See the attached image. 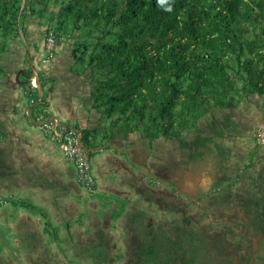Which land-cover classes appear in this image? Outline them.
Segmentation results:
<instances>
[{
	"label": "trees",
	"instance_id": "1",
	"mask_svg": "<svg viewBox=\"0 0 264 264\" xmlns=\"http://www.w3.org/2000/svg\"><path fill=\"white\" fill-rule=\"evenodd\" d=\"M34 19L44 26V46L51 32L55 37L39 65L52 61L58 44L70 41L76 65L81 63L88 76L90 101L107 120L104 136L81 131L87 148L101 135L110 138L107 131L119 125L143 132L151 142L175 140L187 161V138L204 117L236 111L244 100L264 96V0H166L163 5L158 0H0V83L6 80V54L26 37ZM35 69L39 81L43 78L33 64L25 73L29 83ZM27 88L32 95L27 113L38 127L50 119L44 116L48 104L38 87ZM228 117L223 123L229 135L241 138L235 134H244L247 126ZM258 126L252 133L256 144ZM223 127L210 137H223Z\"/></svg>",
	"mask_w": 264,
	"mask_h": 264
},
{
	"label": "crops",
	"instance_id": "2",
	"mask_svg": "<svg viewBox=\"0 0 264 264\" xmlns=\"http://www.w3.org/2000/svg\"><path fill=\"white\" fill-rule=\"evenodd\" d=\"M28 33L25 42L14 43L6 54V80L0 83V264L40 263L65 255L87 262V256L71 251L74 240L93 247L91 254L104 260L106 250L94 242L138 238L133 228L144 208L147 164L170 179L172 173L163 167L182 159L185 151L175 140L151 142L143 132H128L119 125L107 131L110 138L101 140L104 119L90 101L88 76L76 67L70 41L60 43L51 62L37 65L43 70L38 91L48 104L44 116L58 117L79 132L102 133L91 158L97 186L89 194L78 182L76 166L27 113L32 95L21 85L26 82L20 81L21 75L44 54L36 50L32 31ZM228 116L245 125L257 117L264 120V96L254 95L236 111L211 113L199 122L203 136L224 125L223 137L206 138L214 153L216 146L232 144L223 123Z\"/></svg>",
	"mask_w": 264,
	"mask_h": 264
},
{
	"label": "flooded vegetation",
	"instance_id": "3",
	"mask_svg": "<svg viewBox=\"0 0 264 264\" xmlns=\"http://www.w3.org/2000/svg\"><path fill=\"white\" fill-rule=\"evenodd\" d=\"M260 121L247 122L245 133L235 134L242 143L232 137L217 155L207 147L210 134L190 133L187 161L178 157L163 167L170 179L147 164L149 177H158L145 182L153 215L141 211L133 228L138 238L112 242L104 260L31 264H264V146L252 136Z\"/></svg>",
	"mask_w": 264,
	"mask_h": 264
},
{
	"label": "built area",
	"instance_id": "4",
	"mask_svg": "<svg viewBox=\"0 0 264 264\" xmlns=\"http://www.w3.org/2000/svg\"><path fill=\"white\" fill-rule=\"evenodd\" d=\"M55 46V37L52 32L47 38L48 50H52ZM34 87L38 86L37 78L31 80ZM38 127L63 151V154L77 168L78 182L87 191L92 192L96 185V180L92 173L91 158L93 149L87 148L82 141V133L77 129L67 126L60 118L53 117L45 121H41ZM257 144H264V121L257 128Z\"/></svg>",
	"mask_w": 264,
	"mask_h": 264
},
{
	"label": "rangeland",
	"instance_id": "5",
	"mask_svg": "<svg viewBox=\"0 0 264 264\" xmlns=\"http://www.w3.org/2000/svg\"><path fill=\"white\" fill-rule=\"evenodd\" d=\"M49 15V14H48ZM40 20H41V24H43V25H46L47 24V15H43L41 18H40ZM29 32H31L32 31V33L35 35V37H36V41L38 42V43H40L39 45H42V48H44V49H47L48 50V48H46V46H47V40H46V45L44 46L43 45V42H44V34L42 33V32H44V26H42V25H40V23H38V20L37 19H34V20H30L29 21V30H28ZM29 34V33H28ZM28 34L26 33V37H22L23 38V40H22V42H25V40L26 39H28L29 38V36H28ZM40 40H42V44H41V42H40ZM39 61H40V59L39 60H37V62H35V67H37V65H39V64H37V63H39ZM48 62V61H47ZM81 63H78L77 65H76V67L77 68H79V67H81ZM25 71V70H24ZM85 71V70H84ZM26 73V72H25ZM25 73H23V75H21V79H20V81H26V77L25 76H27V74H25ZM34 78V77H33ZM29 85H31V83L29 84ZM29 88V87H28ZM262 121V120H261ZM260 121V122H261ZM259 122V123H260ZM102 126L103 127H105V126H107V120H104L103 122H102ZM98 139H100V138H98ZM176 146H179V144L178 143H176ZM179 148V147H178ZM146 173V176H145V181L144 182H146V181H148L149 180V182L151 181V183L153 184H155L156 183V178H158V177H149L150 175L147 173V171L145 172ZM148 178H150V179H148ZM144 186H145V183H144ZM149 210V212H151L152 213V215H153V210H155V209H153V205L152 204H147L146 203V199H145V201H144V208L143 209H139V211L141 212V211H143V210ZM94 243H96V245L98 244V245H100L99 246V248L101 247V248H104V249H107V248H110L111 246H112V242H110V241H105V242H103V241H96V242H94ZM104 243V245H102ZM70 244H71V242H70ZM73 244H74V248L71 250V251H74V252H79V253H82V254H80V255H83V256H87L88 258H89V260H87V263L88 262H90L93 258H97V257H94V255H92L91 253L93 252V250L91 249V248H93V247H89V246H85V244L86 243H83V242H76L75 240L73 241ZM87 244H89V243H87ZM89 254H91V255H89ZM96 256H99V254L97 253L96 254ZM106 256V255H105ZM67 260H68V257H67V255H65L64 256ZM102 257H103V255H102ZM79 258V257H78ZM7 259V258H6ZM103 259H105V257H103ZM63 259H60V258H55V259H53V258H51V260L50 261H52V262H54V263H56V262H59V261H62ZM78 261H80L79 259H77ZM69 261V260H68ZM24 264H28V263H24Z\"/></svg>",
	"mask_w": 264,
	"mask_h": 264
},
{
	"label": "clouds",
	"instance_id": "6",
	"mask_svg": "<svg viewBox=\"0 0 264 264\" xmlns=\"http://www.w3.org/2000/svg\"><path fill=\"white\" fill-rule=\"evenodd\" d=\"M165 2H166V0H158V3L159 4H161V5H163V4H165ZM167 10H169V11H171V7L169 6V8L167 9ZM47 61V60H46ZM35 64V63H34ZM34 77H36L37 78V81H39V78H38V74L37 73H35V76ZM31 80H32V78H31ZM29 82V81H28ZM31 83V82H30ZM29 83V84H30ZM62 120V119H61ZM63 121V120H62ZM64 123H65V121H63ZM68 126V125H67Z\"/></svg>",
	"mask_w": 264,
	"mask_h": 264
},
{
	"label": "bare ground",
	"instance_id": "7",
	"mask_svg": "<svg viewBox=\"0 0 264 264\" xmlns=\"http://www.w3.org/2000/svg\"><path fill=\"white\" fill-rule=\"evenodd\" d=\"M37 82H39V81H37ZM38 87V86H37ZM264 120H262L261 122H263ZM260 122V123H261ZM259 123V124H260ZM91 167H92V161H91ZM92 173H93V175H94V178H95V180H96V177H95V174H94V172H93V167H92ZM96 186H97V180H96V185H95V188H94V190L92 191V192H94L95 191V189H96ZM83 188V187H82ZM84 190H86L85 188H83ZM87 191V190H86ZM89 192V191H88Z\"/></svg>",
	"mask_w": 264,
	"mask_h": 264
},
{
	"label": "water",
	"instance_id": "8",
	"mask_svg": "<svg viewBox=\"0 0 264 264\" xmlns=\"http://www.w3.org/2000/svg\"><path fill=\"white\" fill-rule=\"evenodd\" d=\"M23 6H24V3H23ZM22 86H28L29 85V82H24V84H21Z\"/></svg>",
	"mask_w": 264,
	"mask_h": 264
}]
</instances>
